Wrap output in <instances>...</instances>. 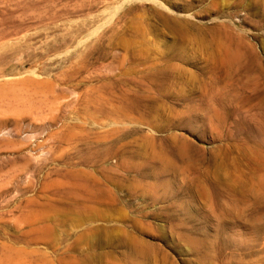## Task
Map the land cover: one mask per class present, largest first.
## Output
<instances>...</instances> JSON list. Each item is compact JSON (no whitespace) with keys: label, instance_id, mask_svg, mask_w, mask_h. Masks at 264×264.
<instances>
[{"label":"rangeland","instance_id":"rangeland-1","mask_svg":"<svg viewBox=\"0 0 264 264\" xmlns=\"http://www.w3.org/2000/svg\"><path fill=\"white\" fill-rule=\"evenodd\" d=\"M0 264H264V0H0Z\"/></svg>","mask_w":264,"mask_h":264},{"label":"bare ground","instance_id":"bare-ground-1","mask_svg":"<svg viewBox=\"0 0 264 264\" xmlns=\"http://www.w3.org/2000/svg\"><path fill=\"white\" fill-rule=\"evenodd\" d=\"M222 32V31H221ZM216 40V39H215ZM216 47H217V49L216 50H213V54H214V56H215V59L217 60V59H219V55H225L226 56V58L228 59V61H226V60H223V64H225L226 66H232V64L233 63H236L238 60H239V58L241 57V54H240V51L239 50H237L235 47H234V45H233V43H230V42H227V41H225V40H220V41H217V43H216ZM213 56V55H212ZM211 56V57H212ZM214 59V58H213ZM217 65V64H216ZM172 67V69H173V66H171ZM217 67V66H216ZM218 68L219 67H217V70H218ZM176 69H178V70H180L179 68H176ZM205 69V68H204ZM203 70V69H202ZM173 71H175V68H174V70ZM206 71V70H205ZM204 73V72H203ZM178 74V73H177ZM177 77V75L176 76H174L173 74H169L168 75V78L169 79H175ZM261 188V187H260Z\"/></svg>","mask_w":264,"mask_h":264}]
</instances>
